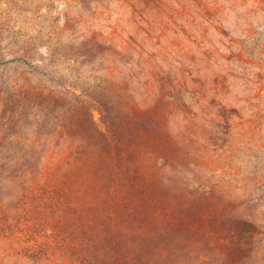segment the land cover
Returning a JSON list of instances; mask_svg holds the SVG:
<instances>
[{
	"label": "rangeland",
	"instance_id": "rangeland-1",
	"mask_svg": "<svg viewBox=\"0 0 264 264\" xmlns=\"http://www.w3.org/2000/svg\"><path fill=\"white\" fill-rule=\"evenodd\" d=\"M0 264H264V0H0Z\"/></svg>",
	"mask_w": 264,
	"mask_h": 264
}]
</instances>
